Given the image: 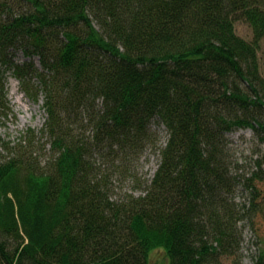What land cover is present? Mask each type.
I'll return each instance as SVG.
<instances>
[{
  "label": "trees",
  "instance_id": "obj_1",
  "mask_svg": "<svg viewBox=\"0 0 264 264\" xmlns=\"http://www.w3.org/2000/svg\"><path fill=\"white\" fill-rule=\"evenodd\" d=\"M263 38L264 0H0V113L11 67L43 99L50 147L43 159L33 130L0 138V264H148L155 248L168 264H239L235 225L264 165L240 212L225 133L264 143ZM152 120L167 131L160 163L138 195L113 198L106 168L155 145Z\"/></svg>",
  "mask_w": 264,
  "mask_h": 264
},
{
  "label": "rangeland",
  "instance_id": "obj_2",
  "mask_svg": "<svg viewBox=\"0 0 264 264\" xmlns=\"http://www.w3.org/2000/svg\"><path fill=\"white\" fill-rule=\"evenodd\" d=\"M238 35L250 40L252 30L245 21L237 20L234 23ZM264 38L258 51L260 70L264 72L263 55ZM21 50H17L14 61L16 63L26 60ZM36 66L39 67L37 58L33 57ZM5 89L7 92L8 107L4 113H0V138L11 143L25 138L27 130H33L36 139L37 153L44 159L50 154L47 137L41 136L40 129L45 121L46 112L42 108L40 94L35 98L22 89L17 77L13 75V68L4 71ZM30 84L36 87L35 77L30 79ZM151 129L156 134L155 145L145 146L134 157L115 161L120 165L116 170L107 167L113 198H123L129 194L138 195L146 184H149L154 172L160 163V150L166 143L167 131L163 123L151 121ZM225 157L229 165L230 174L236 179V186L231 195V200L236 203L241 212L242 206L249 208V200L252 195L244 184L245 177L250 176L256 168L257 161L264 165V143L251 128H238L225 133ZM102 167L108 166V161L102 156L98 158ZM115 165V164H114ZM127 169V170H124ZM263 169V168H262ZM262 172V171H261ZM264 176V173L262 174ZM264 178V177H262ZM255 198L252 210L239 218L236 229L239 239V247L235 253L241 261L239 264H255L256 256L264 246V179H255ZM232 256L221 254L217 262L213 264H230ZM148 264H168L167 256L162 248H155L148 253Z\"/></svg>",
  "mask_w": 264,
  "mask_h": 264
}]
</instances>
